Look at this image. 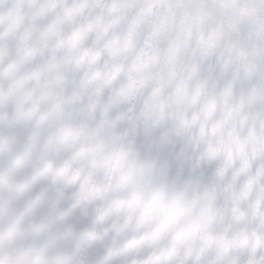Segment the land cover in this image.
I'll list each match as a JSON object with an SVG mask.
<instances>
[{
    "label": "clouds",
    "instance_id": "1",
    "mask_svg": "<svg viewBox=\"0 0 264 264\" xmlns=\"http://www.w3.org/2000/svg\"><path fill=\"white\" fill-rule=\"evenodd\" d=\"M0 264H264V0H0Z\"/></svg>",
    "mask_w": 264,
    "mask_h": 264
}]
</instances>
